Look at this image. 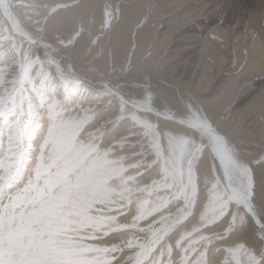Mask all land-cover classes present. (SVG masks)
<instances>
[{"label":"bare ground","instance_id":"6f19581e","mask_svg":"<svg viewBox=\"0 0 264 264\" xmlns=\"http://www.w3.org/2000/svg\"><path fill=\"white\" fill-rule=\"evenodd\" d=\"M241 1L243 4L237 6L235 15L232 9L233 0H0L2 21L10 26L8 30L12 31L15 38L11 43L5 42L1 45V42L0 48L6 47L4 51L8 52L7 49L12 44L17 45V48L21 44L22 52L29 57V64L37 66L41 63L46 64L53 68L56 78L63 77V80L70 78L75 85L82 84L87 91L93 90L84 92L87 94L85 96H80L81 94H77L74 88H66L63 92L67 93V99L62 105L59 104L62 109L61 115H76L75 119L69 117L70 121L73 119L76 123L84 110L86 113L88 110H97L96 126H100L105 132L104 134L100 130L104 134L105 145L108 146L103 148L106 147L107 150L119 147L118 149H123L121 152H128L127 155L132 153L130 162L125 163L126 159L120 158L121 161L125 159L123 162L127 164L126 166L131 163L138 164L137 168H132L127 174L119 176L116 180L117 186L115 183L114 186L126 192L143 190L150 194L135 202L130 209L125 208L120 214L121 210L117 218L113 214L115 221L105 219L110 222L109 224L117 223L120 232L116 233L118 229L111 224V227L117 230L115 229L112 235L107 234L104 239H99L100 241L97 238L96 241L99 243L96 247L99 245L106 248L113 242H120L122 249L127 247L124 250H130L128 246L147 236L141 237L142 233L137 232L135 227H145V224L152 220L166 217L167 212L175 207L174 202L178 204L179 201L176 200H180L181 204L190 203L192 208L190 210H193L191 216L188 214L186 221L178 219L180 222L177 226L167 229L169 231L165 240L173 237L178 240L182 255L176 256L174 246L165 248L163 252L156 251L155 254H151L152 250L147 264H169L170 260L176 259H181L182 264H187L189 260H199L200 264H206L209 259L214 264H222L226 253L229 259L240 257L246 260L253 254L250 249L258 252L264 247L257 235L260 232L257 225L264 220V214L260 213L261 220H257L242 210L234 219L237 205L224 191V185L228 183V177L231 175L230 153L219 149L215 143L205 150L200 143L201 139L207 141L208 135L200 121H207L226 137L230 151L233 150L231 148H236L242 155L245 154L248 159H252L264 148V0ZM16 16L19 18L18 22L15 20ZM7 54L3 56L0 54V60L9 62L12 53ZM13 54L15 56V53ZM86 65L90 69L85 68ZM31 67H28L30 71L33 68ZM128 68H132V72L128 70L127 75ZM30 71L25 74L26 82L31 81L33 74ZM123 77L147 83L146 85L167 81L177 89H191L200 103L201 114L188 115L172 109L163 110L157 103H152L149 97H142L136 94L138 92L133 93L126 87L128 83H121ZM56 89L57 85H51L44 90L39 88L36 100L30 104V113L35 116V124L39 123L40 127L41 122L48 120L50 108L62 95L57 94ZM91 113L93 115V112ZM47 122H44L46 126L49 125ZM162 125L176 128L179 132L172 138V147L167 151L160 142L159 131ZM40 127L37 129L36 125V129L31 133L32 136L33 133L34 136L37 135L38 139L42 131ZM70 127L71 131L75 128L74 124ZM87 127L89 128V125ZM3 130L8 132L10 128L5 125ZM64 131L69 133L68 129ZM88 131L91 132V128ZM97 131L95 130L96 133ZM10 132L14 133V130ZM63 135L65 134H61ZM32 138L30 141H33L34 145L37 139ZM90 140L87 139L88 142ZM99 145V148L103 146ZM149 146L151 157H145L143 149ZM117 152L120 153L118 150ZM217 152L224 156L225 152L228 159L217 155ZM119 160L115 162L117 164L119 162L120 165ZM193 161L197 162L195 166ZM156 167L159 168V174L153 176L152 169ZM113 170L117 169L114 167ZM254 171L258 193L255 203L264 208V201L261 199V195H264V170L257 168ZM107 179L109 180V175ZM107 183L103 185L108 186ZM112 184L113 182L109 186ZM89 189L91 190V187ZM173 191L176 193L174 199L172 195L162 200L156 199L157 193L164 196L165 193ZM115 213L118 214V211ZM243 214L249 221L244 220ZM99 216L103 217L102 213ZM122 227L124 228L121 230ZM96 241L94 240V243ZM140 249L137 250L141 251ZM229 249L231 251H227ZM110 254L112 256L113 252ZM115 254L118 256L116 252ZM103 256L107 257L105 253ZM112 262L103 264H113Z\"/></svg>","mask_w":264,"mask_h":264},{"label":"rangeland","instance_id":"374dc122","mask_svg":"<svg viewBox=\"0 0 264 264\" xmlns=\"http://www.w3.org/2000/svg\"><path fill=\"white\" fill-rule=\"evenodd\" d=\"M233 4L234 5H232V9L234 10V13L236 15L235 10L236 9L238 10L237 6H240L243 3L241 0L239 1L233 0ZM233 6H235V9ZM2 16L3 15L1 13L0 14V30H1L0 31V43L2 42L1 45H3L5 42L7 44V43H11V41L13 42L15 41L14 34L12 33L11 30L10 31L8 30L10 26L5 24L2 21L3 20V18H1ZM15 20L18 22L19 18L16 16ZM11 46H14V44H12ZM11 46L9 49H7L8 52L4 51L6 47L0 48V54L2 56L5 53H8L7 55H10V53H12L10 55L12 58H10L7 55L6 56L13 61L12 62L10 59H9V62H6V61L4 62L3 60H0V192H1L0 193V264H42L40 263L41 261L45 262V263L43 262V264H48L46 262H49V264H69V263L71 264H101L102 263L103 264L104 262H112L114 258L117 256L115 252L119 255V249L114 252L112 249H109L111 248L112 245L107 246L106 247L107 249H106L105 247L102 248V246H99V245L98 247H96L97 246L96 244L99 243L100 240L104 239L107 234L112 235L115 232L116 233L120 232V228L119 226H117V223L116 225H115V222L111 224H114L113 226L116 227L118 230L112 226L114 228L113 229L111 227V224L109 223L112 221H115V218H117L121 213H123L124 212L123 210H125V208L126 210L130 209V207H132L135 204V202L138 201L137 199L138 197L143 196L142 197L143 199L144 197H148L150 195L149 192L143 191V190L141 192L134 191L131 193V192L124 191V189H118L115 187L117 186L116 180L119 178V176H123L127 174V172H129L132 168L133 169L137 168L138 164L134 165L131 163L132 165H134V167H128L129 165L126 166L127 164L125 163H127L128 161L129 162L131 161L132 153H129V155H127L128 152H124V151L121 152L123 149H118L119 147H114V149L109 148L106 150V147L108 148V146L105 145V142L103 140L105 132H103L100 126H96L95 119H97L96 118L97 110L95 111L88 110L87 113H86V110H84L85 112L83 111L80 114L81 117L78 119L76 123H75V120H73L75 119L76 115L74 116L73 115H67V116L61 115L60 112L62 109H61V106H59V104L62 105L67 99L66 98L67 93L63 92L66 90V88L68 87L74 88L77 94L79 95L81 94L80 96L87 95L84 92L88 93L90 91L89 89L87 91V88L84 87V85L82 84L76 83L75 85V82L74 81L72 82L73 79L65 78L63 80V77L56 78V75H54V72H53L54 71L53 68L50 66H47L46 64L41 63L39 66L29 64L28 55L22 52L23 45L20 44L18 48L16 47L17 45L14 47H11ZM13 53H15L16 57L14 56ZM26 63L30 67L32 66L34 69L31 67L32 69L30 71V69H28L29 66H27ZM86 67L90 69V67H88L87 65L85 66V68ZM33 70H35L34 71L35 73H33ZM128 70L132 72L131 71L132 68L127 69V75L129 73ZM27 71H30L31 74H33L31 77V81L29 80L30 82H26L27 77L25 74ZM4 74L5 75L7 74V75L5 76ZM129 79L130 78L126 79L125 77H123V79L121 78L120 81L121 83L123 82L128 83L126 84V87L130 88V90L133 93L138 92L136 94H139L142 97H145V98L149 97L152 103H157L163 108V110L164 108L165 110L172 109L173 111H176L178 113L188 114V115H191V114L200 115L201 114L200 113L201 109L199 108L200 103L197 100V96L193 95V92L191 89H187V90L177 89L175 86H173V84L167 81H165L164 83L160 82L156 84H148L149 85L148 86L146 85L147 83L132 81L131 79L130 80ZM39 83L40 85L38 86L37 84ZM46 84L49 88L51 85L52 86L57 85V89H56L57 94L59 95L62 94V95H60L61 98L58 97V99L54 102V106L55 105L56 106L55 107L53 106L52 108H55V109L50 108L51 112L49 115L50 117L48 116L49 118H47L48 120L44 121L45 123L48 121L47 125L48 124L49 125L46 126L44 122L43 123L41 122L40 124L44 126L41 125L40 127L39 123L35 124L36 121L34 120H36V118L35 116H32L29 108H31L30 104H33V101L36 100V94L38 92V89L40 88L44 90L48 88ZM41 86L44 88H42ZM148 87H150V89H145ZM62 98H64V100ZM60 100H62V102H60ZM91 112H93L94 116L92 115ZM51 114L52 115L54 114L53 117L54 116L55 117L53 118ZM69 117L73 119H71L70 121ZM84 117H86V119ZM90 117L92 118L90 119ZM29 118L30 119L33 118V119L30 120ZM57 118L58 120H56ZM65 120L68 121V123ZM60 121L64 123L63 126ZM80 121H82L81 124H80ZM26 122L27 123L29 122L28 123L29 125L26 124ZM52 122L54 123L51 124ZM92 122L95 123V127H94V123ZM7 123H10V124H7ZM73 124L76 130L74 128L71 131L72 127L70 126L71 125L73 126ZM5 125H7L10 128V131L14 130V133L10 131L5 132L3 130ZM11 125H12V128H11ZM36 125H37V129L39 127L42 129L39 139L37 138L38 137L37 135L34 136L35 135L34 133H33V136L31 134L32 131L36 129L35 128ZM87 125H89V128H91V132L88 131L89 128L87 127ZM59 127L61 128L58 129ZM67 129L69 130V133L71 132L72 133L69 134L68 132L64 131V130L67 131ZM59 130L61 131V133ZM95 130L96 131L98 130L97 133L95 132ZM63 133L65 135L61 136V134ZM30 136L33 137L32 139H37V141L35 140L36 142L34 141V145H33V141H30L31 139ZM81 138H83L84 141ZM87 139L88 140L92 139V140L88 142ZM93 139L99 140L100 143L98 141L96 142V140H93ZM206 139H207L206 142L208 146L207 148H209L214 142L210 138L209 135H207ZM85 141L87 143H85ZM95 143H97V145H95ZM58 144L60 146H58ZM82 144H84L85 146ZM99 144H103V146L101 145V148H99L100 146ZM92 145L93 147H91ZM104 146H106L105 149L103 148ZM87 147L89 148V150ZM96 147L97 149L99 148L98 149L99 151L96 149ZM115 148L117 149L115 150ZM231 149H233L234 151L232 150L230 152L229 151H226V152L227 154L230 153L229 157H231V168H230L231 175L235 176L233 169L235 167V153H236L235 150L237 149L236 148H231ZM117 150L120 153H118ZM109 153H112V154H109ZM113 153L115 154V156ZM223 153L225 154V156L220 155V153L218 152H217V155L219 154V156H222L228 159L227 154L225 152ZM103 154L104 156H102ZM91 155H93V158ZM99 155H101L100 158H99ZM116 155L118 156V158H116ZM123 155L125 157H123ZM243 155L245 156V158L248 159V157L245 154ZM127 156L130 159L126 158ZM94 158H96L97 160ZM113 158L115 159L112 161ZM120 158L121 159L125 158L126 160L123 159V161L125 160L124 161L125 163L121 161ZM116 160L120 161L121 166L119 165V162L118 164L117 162H115ZM26 161L28 163H26ZM103 162L105 164L107 163L106 164L107 170H106V165L105 164L103 165ZM121 162H123L125 166ZM99 164L101 166H99ZM114 164H117L119 166L117 165L115 166ZM112 165H114L115 169L117 170H113L114 167ZM139 165H142V164H139ZM104 166L105 168H102ZM100 171H103V172H100ZM111 171L113 172V174ZM102 174L106 176L103 177ZM108 175H109V180L107 179ZM112 182H113L112 186H109ZM106 183L108 184V186L107 185L104 186ZM114 183H115V186H114ZM95 184L97 186H95ZM88 185L91 187L92 191L89 189L90 187L88 188ZM85 187L87 190L85 189ZM100 187H104V188H100ZM109 187H111L112 189L114 188V189L112 190ZM76 191L77 192L79 191V192L76 193ZM85 191L88 194H86ZM124 192L128 194V196ZM135 195H137L136 199H135ZM80 197H82V199H80ZM176 201L177 202L179 201L178 204L174 202L175 204L173 205H175V207L171 209L169 212H167L166 217L164 218L161 217L160 219H157L158 221L152 220L151 222H148L147 224H145L146 225L145 227L144 226L140 228L135 227V229L138 230L137 232H139L140 234L142 233L141 237L146 236V235L148 236V237L147 236L143 237V240H139L135 242L132 246H128V249L134 250L133 260L135 259L134 261L136 262V264L137 263L147 264L150 261V253L152 252V250L153 252L151 254H155L156 251L157 252L160 251L159 247L161 243H163L162 241H164L167 238L166 236H167L168 231L172 227L177 226L181 220L186 221V219L192 215L193 210H190L192 209L190 208V203L187 202V203L181 204L180 200H176ZM110 204H112V206ZM125 204L127 205L124 206ZM119 206L121 208L123 207V209H121ZM182 206L183 207L185 206V207L182 208ZM121 210L122 212H120ZM117 211H118V214L115 213ZM101 213H102V216L104 213L105 218L104 216L100 218L99 214L101 215ZM236 213H237V210H236ZM243 215L245 216V214ZM96 216H98L99 218ZM100 219H102L103 222L105 223H103L102 220ZM105 219L107 221L110 220V222H107ZM178 219H180V221H178ZM245 219L249 221L247 216H245L244 220ZM152 222L155 226H153ZM103 224L104 226H102ZM168 224L171 226H168ZM158 225H159V228H158ZM123 228L124 227H122L121 230ZM96 229L99 230L100 234ZM115 229L117 231H115ZM101 231H104V233L102 232L103 233L102 234ZM146 231L149 234H147ZM97 238L98 240L99 239L100 240L96 241ZM94 240L96 241L95 243H94ZM146 240L147 242L145 243ZM142 242H143V245H142ZM147 246L149 249L147 248ZM126 248L127 247L123 248V250ZM108 249L109 251L111 250L113 252L114 254V255L112 254L113 257L110 256L111 255L110 253L112 252L107 251ZM137 249H140L141 251ZM124 251L127 252L126 250ZM144 252L147 254H145ZM104 253L107 257L103 256ZM98 254L99 255L103 254L102 255L103 257L102 256L100 257ZM108 255L110 257H108ZM106 258H109V259L111 258V259L109 260ZM98 261L100 263H98Z\"/></svg>","mask_w":264,"mask_h":264},{"label":"snow or ice","instance_id":"6c2138e0","mask_svg":"<svg viewBox=\"0 0 264 264\" xmlns=\"http://www.w3.org/2000/svg\"><path fill=\"white\" fill-rule=\"evenodd\" d=\"M197 120H199L198 116ZM200 123L205 132L208 133L219 149L223 151H230L227 145L226 137L219 132L218 128L211 126L207 121H200ZM261 154H264V148H262L260 153L257 154L255 158H259ZM224 191L229 194L231 199L235 200L237 205V213H234V219L235 216L243 210L247 214H250L253 219L261 220L260 212L257 210L255 203L258 193L254 169L245 168L242 170L240 175H229L228 183L224 185ZM261 199L264 201V195H261ZM257 227L260 230V232L257 233L258 238L261 243L264 244V220H261ZM227 251H231V249ZM250 252L253 254L248 256L246 260H242L240 257H233L232 259H229L226 253L224 259L222 260V264H264V253L261 251L257 252L255 249H250ZM187 264H200V262L199 260H189L187 261Z\"/></svg>","mask_w":264,"mask_h":264},{"label":"clouds","instance_id":"9594fccd","mask_svg":"<svg viewBox=\"0 0 264 264\" xmlns=\"http://www.w3.org/2000/svg\"><path fill=\"white\" fill-rule=\"evenodd\" d=\"M178 129L176 128H172V127H168L166 125H162L160 127V131H159V136H160V142L162 143V146L164 147V149L170 150L172 147V138L175 135H178ZM200 143L204 146V149L207 150V142L203 139L200 140ZM144 151V155L145 157H151V146L146 147L143 149ZM203 155V153H202ZM137 163H140V161H137ZM152 163H155V160L152 161ZM196 161H193V166L196 165ZM129 167H134V165H129ZM245 168H252V169H264V154H261L259 156V158H252V159H247L245 158L244 155H242L239 150L236 151L235 153V167L233 169L234 175H240L242 170ZM153 176L158 175L159 174V168H153L152 169V173ZM168 195H172L173 198L175 197L176 193L175 191L171 192V193H165L164 196H161L159 193L156 194V199L157 200H162L165 199V197H167ZM142 197H138V201L141 200ZM257 206V210L264 214V208H262L259 205ZM153 211H155V209H153ZM176 248V256L177 257H181L182 253L181 250L179 248V241L175 240L174 237L164 240V242L160 245V251L163 252L165 248H172V247ZM112 250L113 251H117L119 249V255L116 256L113 260V264H135V261L133 260V251L134 250H129L127 252H124L123 249L121 248V244L120 242H113L112 243ZM207 250V249H206ZM260 251L262 253H264V247H262L260 249ZM201 255H204L203 253H201ZM169 264H182L181 259H176L175 261H169ZM206 264H214V262L212 260H207Z\"/></svg>","mask_w":264,"mask_h":264}]
</instances>
